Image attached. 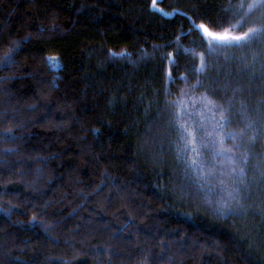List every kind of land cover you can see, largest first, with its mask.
<instances>
[{"label":"trees","instance_id":"trees-1","mask_svg":"<svg viewBox=\"0 0 264 264\" xmlns=\"http://www.w3.org/2000/svg\"><path fill=\"white\" fill-rule=\"evenodd\" d=\"M251 2L0 0V264H264V33L203 73L192 54L193 23L223 31ZM202 97L246 187L210 143L225 190L188 168L177 113Z\"/></svg>","mask_w":264,"mask_h":264},{"label":"snow or ice","instance_id":"snow-or-ice-1","mask_svg":"<svg viewBox=\"0 0 264 264\" xmlns=\"http://www.w3.org/2000/svg\"><path fill=\"white\" fill-rule=\"evenodd\" d=\"M244 0H241V3L239 4V8H244ZM153 8L157 11H160L159 8H157L156 0H153ZM258 8H264V0H252L251 3H248L247 5V12H244V14L237 20L235 24H229V27L224 28L223 31L220 32H213L210 30V28L205 24H199L196 25L193 23V27L197 30L199 34V40L201 47L207 45L205 54H198V53H192L194 57H197L199 59V67L196 69L198 73L205 72L208 67V60L212 56V54L216 53L219 50H223L226 48H232V47H242L244 46L248 41L254 39L258 34L264 33V13H262L261 16V23L259 27H249L247 31L243 32L242 35H234L233 33L236 32L238 29H242L245 24V17L248 16L250 12H252L254 9ZM171 15V13H168ZM209 25H212V27L215 28H221L222 24L219 22H213L209 20ZM189 31L191 32L192 29L190 28ZM116 55V54H114ZM118 55L124 56L127 55V53H119ZM54 58H49V60H53ZM8 60V55L5 57V62ZM199 84L200 82L197 81ZM201 103L205 105V107L213 106L215 107L214 103L208 99L207 97L201 98ZM225 111L223 110L219 113L220 120L218 121L216 128L220 130V132H223L224 127L230 123L229 117L225 115ZM177 124L178 127L182 130L185 138V151L189 149V146H191V151L196 155V159H192L190 163H188V168L191 170L192 174L194 175L197 182L204 181V184H200V187H204L205 184H209L210 178H216L218 180V184L221 186L220 190H225V180L220 177H229L234 182H237L245 186V169L244 167L240 166V163H238V159L236 155L233 153L229 155L230 152H232L231 149H226L223 147L225 139H231L235 140L236 136L235 134L228 133L225 135H220V133L216 134V138L211 141V147L214 150V157H221L222 159L227 160L228 162V170L222 171L220 173V177H216L215 168L211 167L207 171H205V166L199 161L200 152L198 148L195 146V136L193 131L189 130V127L185 124L179 123V113L177 114ZM248 127H251L249 125ZM209 136H212L213 133H208ZM243 135V132L241 133ZM253 140L255 137L252 138ZM202 147L208 148V144H203ZM239 147V146H237ZM248 159L247 156L243 157V162H246ZM264 176V173L261 174ZM212 190L211 188L209 189ZM239 194H240V188L234 187L231 191L228 192V198L229 201H239ZM240 209H238L239 211ZM220 214H234L232 210L231 203L224 202L221 203L220 208L218 209Z\"/></svg>","mask_w":264,"mask_h":264},{"label":"rangeland","instance_id":"rangeland-1","mask_svg":"<svg viewBox=\"0 0 264 264\" xmlns=\"http://www.w3.org/2000/svg\"><path fill=\"white\" fill-rule=\"evenodd\" d=\"M255 10H257L258 18L261 19L262 13H264V8H258V9H255ZM259 26L255 25L254 27H259ZM245 31H247V30H245ZM245 31H238L237 30L233 34L234 35H242L243 32H245ZM213 32H217V31H213ZM185 108H189V104L182 106L180 111L178 110V113L180 112L179 113V118H181V123L182 124H185L186 126L189 127L190 131H193L194 136H195L194 144L198 148V150H200V147L203 148L201 146V144L202 145L203 144H208L209 145V143L211 144V141L216 138V134H213L212 136H209L208 133H210L209 129H213V126L217 125L218 120H215L214 116L210 115L208 107H205V105L203 103H201V99H197L196 100L195 104L192 107L193 108V112L191 114H189V110L188 109H186V112L184 113L182 110L185 109ZM193 121H195V122H193ZM214 129H215V127H214ZM196 130L199 133H201V135H202L200 137V139H199V142L196 140V133H195V132H197ZM182 139H183V142H184L183 146L185 148V138H184L183 132H182ZM188 150H190L191 154H193V152L191 151V146H189ZM196 158H197L196 156L193 157V159H196Z\"/></svg>","mask_w":264,"mask_h":264}]
</instances>
